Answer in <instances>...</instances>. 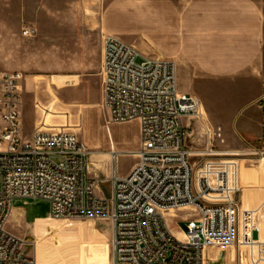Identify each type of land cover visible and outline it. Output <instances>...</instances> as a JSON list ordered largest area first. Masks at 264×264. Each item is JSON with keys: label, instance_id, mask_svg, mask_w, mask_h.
<instances>
[{"label": "built area", "instance_id": "1", "mask_svg": "<svg viewBox=\"0 0 264 264\" xmlns=\"http://www.w3.org/2000/svg\"><path fill=\"white\" fill-rule=\"evenodd\" d=\"M89 2L97 0H86ZM25 38L37 35L33 27ZM141 60V63L138 61ZM103 107L110 124L137 122V162L124 176L112 169L111 199L97 196L100 181L89 177L90 151L68 130L36 128L23 135L18 72H0V264H37L27 252L32 241L10 233L7 225L18 202L44 201L54 220L105 219L112 224V264H207L208 249H233L239 264H264V184L255 203L242 209L239 168L221 130L205 126L208 145H188L187 118L202 119L196 97L179 91L172 60L143 56L121 37L103 38ZM261 112L260 149L264 160V79L256 99ZM117 154L113 153V162ZM182 211L184 238L168 218Z\"/></svg>", "mask_w": 264, "mask_h": 264}, {"label": "rangeland", "instance_id": "2", "mask_svg": "<svg viewBox=\"0 0 264 264\" xmlns=\"http://www.w3.org/2000/svg\"><path fill=\"white\" fill-rule=\"evenodd\" d=\"M107 11L106 0H0V72L23 75V135L29 138L35 125L43 128L41 123H52L55 126L53 129L75 133L90 151V178L96 157L102 158L111 153L113 165V153H116L114 166L118 175L134 163L130 154L122 155L124 153L112 150L110 137L119 150H131L139 139L137 122L110 124L102 104L99 63H96V69H85L81 63L78 34L84 30L91 32L94 63L97 62V45L102 44L105 33L100 36L99 32L103 29ZM141 26L145 25L141 23ZM25 27L36 29V37L25 38L22 34ZM55 78L73 79L77 84L59 88L52 84ZM184 82L182 78L179 83L183 86ZM184 88L189 95L200 100L205 111L202 119L187 118L185 121L189 147L194 151L206 149L209 142L205 126L220 129L224 143L216 140L213 142L215 147L229 153L237 163L242 192H254L264 184V160L256 155L261 147V112L256 105L261 92V79L254 77L235 84L207 83L195 90L189 85ZM48 107L66 116L49 119L45 113ZM100 185L105 195L111 198L112 185ZM15 207L23 211V223L34 227L36 235H33V229L28 231L23 226V235L27 231L30 233L23 239L34 243L27 252L37 264H106L107 261L103 262V241H95L91 235L90 229L94 227L92 220L55 222L47 219L50 208L44 201L18 202ZM193 216L194 212L182 211L169 217L168 223L175 233L184 228L185 219ZM12 225L17 226L16 221L12 220L10 227ZM107 245L112 264L111 240L107 241ZM212 251L216 253L215 249ZM218 251H221L222 258L232 259L234 264H239L234 259L233 249ZM214 257L211 255V258Z\"/></svg>", "mask_w": 264, "mask_h": 264}, {"label": "crops", "instance_id": "3", "mask_svg": "<svg viewBox=\"0 0 264 264\" xmlns=\"http://www.w3.org/2000/svg\"><path fill=\"white\" fill-rule=\"evenodd\" d=\"M106 6H108V11L99 35L105 33L102 37V44L100 42L97 45L99 49L98 58L95 60L97 62L94 63L91 32L84 30L78 34V48L83 68L96 69L98 65L96 63H99L101 76L103 38L109 34L120 36L145 57L172 60L176 65L178 88L183 94H190L184 88L186 85L195 90L207 83L235 84L240 80L254 77L260 78L262 85L264 79V0H106ZM136 23L139 25L137 26ZM141 23L145 26H141ZM182 78L185 80L183 86L179 83ZM52 84L64 88L76 85L77 82L69 78H55ZM45 113L48 114L49 119L66 116V114L55 112L52 107H48ZM41 125L43 128L55 127L52 123H41ZM36 128L38 127L35 125L34 130ZM110 139L114 152L133 155L140 149V127L138 143L131 150L116 149L117 144L114 143L113 138L110 137ZM133 159V165L121 176L128 174L136 164V158L133 157ZM113 167L110 153L102 158L96 157L91 168V174H93L91 178L100 179V184L112 185V195ZM100 184L96 191L97 196L111 199L112 197L108 198L105 195ZM255 195V191L241 192L236 196V200L242 209H248L254 205ZM262 217H264V212L259 217L260 223H262ZM12 220L16 221L17 226L10 227ZM92 221L94 222V227L90 229L92 238L95 241H103V262L107 261L106 264H111L107 241L112 240V224L105 219ZM23 226L28 231L33 229V235H36L34 227L31 228L23 223L21 208L14 207L7 229L23 239V236L30 234L27 231L23 235ZM172 232L174 233L173 230ZM174 234L180 239L184 238L180 230L175 231ZM212 250L214 249H208L205 253L207 264H234V260L222 258L219 253L221 251L215 249V253ZM211 255L215 257L211 258ZM234 259L236 260V255Z\"/></svg>", "mask_w": 264, "mask_h": 264}, {"label": "bare ground", "instance_id": "4", "mask_svg": "<svg viewBox=\"0 0 264 264\" xmlns=\"http://www.w3.org/2000/svg\"><path fill=\"white\" fill-rule=\"evenodd\" d=\"M204 111V110H203ZM204 113H205V111H204ZM50 220H52L51 218H49ZM180 239V238H179Z\"/></svg>", "mask_w": 264, "mask_h": 264}]
</instances>
